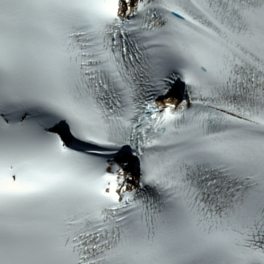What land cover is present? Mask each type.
<instances>
[{"label": "snow or ice", "instance_id": "obj_1", "mask_svg": "<svg viewBox=\"0 0 264 264\" xmlns=\"http://www.w3.org/2000/svg\"><path fill=\"white\" fill-rule=\"evenodd\" d=\"M0 264H264V0H0Z\"/></svg>", "mask_w": 264, "mask_h": 264}]
</instances>
